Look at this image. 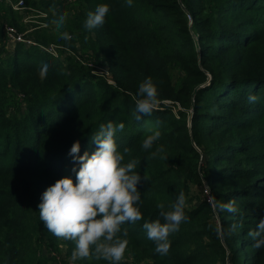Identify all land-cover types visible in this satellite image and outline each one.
I'll use <instances>...</instances> for the list:
<instances>
[{
	"label": "trees",
	"instance_id": "16d2710c",
	"mask_svg": "<svg viewBox=\"0 0 264 264\" xmlns=\"http://www.w3.org/2000/svg\"><path fill=\"white\" fill-rule=\"evenodd\" d=\"M39 1L52 24L62 13L68 17L57 39L42 40L37 30L36 40L76 52L77 41L90 47L114 83L80 56L58 62L39 46L18 43L4 58L0 14V264H47L54 256L45 251L62 242L71 257L75 243L60 242L45 228L38 204L58 179L75 182L73 143L80 142L81 155L91 154V136L108 122L124 123L114 139L119 151L128 149L124 163L136 160L142 177L143 219L122 225L129 245L120 264H228V257L230 264H264V247L255 248L248 235L264 218V0H132L131 7L127 0ZM99 4L110 6L105 24L88 31L87 14ZM3 10L17 13L0 0ZM148 78L158 89V105L136 120L138 89ZM250 95L258 101L249 102ZM156 131L160 138L143 149ZM158 147L163 153L152 158ZM205 183L215 205L234 202L238 211L216 207V213ZM193 186H201V196ZM181 191L188 220L169 236L170 250L162 256L143 224L163 223L157 204L171 210Z\"/></svg>",
	"mask_w": 264,
	"mask_h": 264
},
{
	"label": "clouds",
	"instance_id": "9594fccd",
	"mask_svg": "<svg viewBox=\"0 0 264 264\" xmlns=\"http://www.w3.org/2000/svg\"><path fill=\"white\" fill-rule=\"evenodd\" d=\"M132 6V0H127ZM110 11L108 4H99L95 11L88 12L84 28L88 31L102 27ZM68 13H62L53 20L56 28L62 29L67 21ZM49 70L47 63L39 70L41 80L45 79ZM135 104V119L151 115L158 105V89L151 78L140 84ZM249 102L256 103V95L249 96ZM124 123L114 125L112 122L100 124L98 131L91 136V142L96 148L91 154L85 151L80 154V142L73 143L69 155L74 161L72 171L76 180L71 176H64L54 184L48 186L41 195L38 204L39 218L45 228L61 240L73 241L75 247L71 253L72 264L77 259H103L110 264H120L125 259V252L129 245L125 223H136L143 219L138 207L141 192L138 189L142 177L136 171L137 161L124 163L128 149L123 153L118 150L114 139L118 131H123ZM159 131L147 136L142 147L151 149L160 138ZM163 147L156 148L151 153L156 158L163 153ZM167 159L166 156H161ZM75 165H79L77 167ZM143 179H147L144 175ZM171 210L166 211L163 203H158L159 215L164 222L157 219L145 222L147 238L156 245L155 251L160 255H167L171 247L169 236L179 231L182 222L188 220L185 212L186 198L181 191L176 201L171 204ZM218 210L230 213L237 212L234 202L217 203ZM235 225L233 226V229ZM231 231V230H230ZM230 234L229 233H226ZM249 236L255 240L254 247H264V218L255 231H249Z\"/></svg>",
	"mask_w": 264,
	"mask_h": 264
},
{
	"label": "rangeland",
	"instance_id": "374dc122",
	"mask_svg": "<svg viewBox=\"0 0 264 264\" xmlns=\"http://www.w3.org/2000/svg\"><path fill=\"white\" fill-rule=\"evenodd\" d=\"M17 0H12L13 3H15ZM79 0H61L62 2V6H73L74 4L78 3ZM5 4L8 6H10L9 2L4 0ZM27 2V3H26ZM39 4L40 1L39 0H25V8H23L22 10H15L13 9L15 12L17 13H8L7 15H5V10H3L0 14H1V22L3 23L2 25V29H3V33H4V40H5V46H4V50L2 52V56L4 58H7L8 56H11V54L13 53V51L15 50V48H13L9 42H8V35L5 33V27L7 25H11L16 27L20 33H24L27 39H32L36 44H31V45H27L29 46H39V48L41 50H43L46 53H49L51 55H53L56 59L59 60H63L64 58H67L69 56H74L76 58H78V56H80L81 58H83V60L87 63V64H91L97 67V70L95 71V74L98 75V77L103 78L105 77L109 83L113 84L114 82L111 79V73L108 69V66L106 65L104 60H101L102 62L100 63V61L97 60L96 57V53L93 49H91L90 47H85L82 48V45L80 44V42L77 41L76 43V47H77V52L76 51H72L70 50V48H68L67 46H65L63 43L61 42H54V43H48V44H41L36 40V31L40 30V34L41 36H39V34L37 33V35L42 39V40H49V37L52 39H57L58 35H61V30H58L56 28V25L52 22H50V15H48L47 11H43L39 9ZM14 16L16 17V19L18 20V23H11L10 18H14ZM45 18L46 21L44 20ZM20 28H24V29H20ZM46 30V32H45ZM77 32H79L77 30ZM43 36V37H42ZM45 38V39H44ZM46 40V41H47ZM8 42V43H7ZM98 61V62H97ZM21 106V108L24 106V102L19 104V107ZM204 185H208L207 183H205ZM203 185V186H204ZM192 190L194 193H196L197 195L201 196V186H193ZM203 193H204V187H203ZM205 198V197H204ZM212 199H213V203H212V207L215 209L216 205H215V199H214V195L212 193ZM216 213L218 212L217 209L214 210ZM63 240L60 239V242H62ZM224 253V252H223ZM45 255L47 257H51L54 256L53 259L47 263V264H72V261L70 260L71 257H68V249H67V243H61L59 244L57 250H52L51 253H48L47 251H45ZM230 259L228 257V264Z\"/></svg>",
	"mask_w": 264,
	"mask_h": 264
},
{
	"label": "built area",
	"instance_id": "2783aa9c",
	"mask_svg": "<svg viewBox=\"0 0 264 264\" xmlns=\"http://www.w3.org/2000/svg\"><path fill=\"white\" fill-rule=\"evenodd\" d=\"M6 1H8L15 10H22L26 7L25 0H17L15 3H13L12 0ZM5 33L8 35V42L12 47L18 43H24L26 45L36 44L32 39H27L25 34L20 33V31L14 26L7 25L5 27ZM204 196L208 202L213 203L212 192L208 185L204 186Z\"/></svg>",
	"mask_w": 264,
	"mask_h": 264
}]
</instances>
